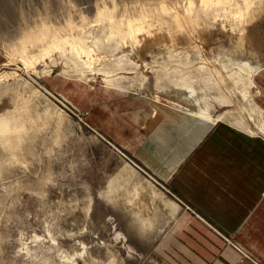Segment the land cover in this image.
Listing matches in <instances>:
<instances>
[{
	"label": "rangeland",
	"instance_id": "374dc122",
	"mask_svg": "<svg viewBox=\"0 0 264 264\" xmlns=\"http://www.w3.org/2000/svg\"><path fill=\"white\" fill-rule=\"evenodd\" d=\"M106 90L151 110L136 140ZM263 96L264 0H0V264H152L185 121L264 136Z\"/></svg>",
	"mask_w": 264,
	"mask_h": 264
},
{
	"label": "crops",
	"instance_id": "0c3cea01",
	"mask_svg": "<svg viewBox=\"0 0 264 264\" xmlns=\"http://www.w3.org/2000/svg\"><path fill=\"white\" fill-rule=\"evenodd\" d=\"M80 91L75 93L82 97L80 103L91 101V94ZM93 97L95 125L115 143L142 135L151 111L143 99L108 90ZM190 118L185 121L184 157L165 180L175 198V216L150 262L264 264L263 134Z\"/></svg>",
	"mask_w": 264,
	"mask_h": 264
},
{
	"label": "bare ground",
	"instance_id": "6f19581e",
	"mask_svg": "<svg viewBox=\"0 0 264 264\" xmlns=\"http://www.w3.org/2000/svg\"><path fill=\"white\" fill-rule=\"evenodd\" d=\"M249 132V131H248ZM250 133H251V131H250ZM256 134V133H255ZM183 155H184V153H183ZM181 159V158H180ZM174 160V159H173ZM174 163V162H173ZM176 165H177V163H176ZM172 166V165H171ZM171 166H170V168H171ZM174 166H175V163H174ZM169 168V169H170ZM166 169V168H165ZM164 169V170H165ZM169 171V170H168ZM162 172V171H161ZM163 172H165V171H163ZM170 172V171H169ZM168 173V172H167ZM169 174V173H168ZM161 175H164L163 173H161ZM161 178H163V177H161ZM164 179V178H163ZM23 236V235H22ZM32 236V235H31ZM36 238V237H35ZM40 238V237H39ZM27 239V238H26ZM25 240V239H24ZM27 240H29V239H27ZM40 240V239H39ZM38 240V241H39ZM37 241V240H36ZM44 244V243H43ZM42 245V244H41ZM45 245V244H44ZM53 245V244H52ZM43 246V245H42ZM42 246H40L41 248H42ZM47 246V245H46ZM51 246V245H50ZM44 248V247H43ZM43 250V249H42ZM41 250V251H42ZM60 251V250H59ZM51 252L53 253V251L51 250ZM61 252V251H60ZM49 253V252H48ZM51 254V253H50ZM63 254H64V252H63ZM59 255H62V254H59ZM65 255H67V254H65ZM64 256V255H63ZM62 257V256H61ZM68 257V256H67ZM66 258V257H65ZM45 259H48V258H45ZM57 259H58V257H57ZM62 259V258H61ZM62 260H64V259H62ZM58 261H61V260H58ZM65 261V260H64ZM62 262V261H61ZM70 262H71V260H70ZM61 264V263H60Z\"/></svg>",
	"mask_w": 264,
	"mask_h": 264
}]
</instances>
